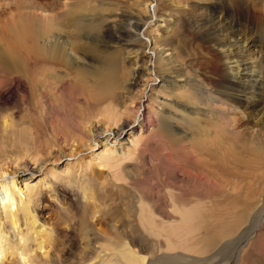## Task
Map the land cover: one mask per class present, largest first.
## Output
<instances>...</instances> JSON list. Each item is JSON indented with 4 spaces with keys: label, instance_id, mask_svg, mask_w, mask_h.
<instances>
[{
    "label": "bare ground",
    "instance_id": "bare-ground-1",
    "mask_svg": "<svg viewBox=\"0 0 264 264\" xmlns=\"http://www.w3.org/2000/svg\"><path fill=\"white\" fill-rule=\"evenodd\" d=\"M123 1L129 16L120 17L114 13L101 16V26L91 25L87 29L96 28L94 33L78 36L72 42L53 34L59 25L54 23L52 11L49 16L38 13L15 16L8 11L10 8L0 6V31L5 36L4 44L0 46V143L21 148L9 156L2 149L4 156L0 157V164L3 163V167L11 164L23 172H32L23 180V190L13 183L0 186V209H4L5 218H10L14 224L12 228L17 229V221L12 215L22 208L25 212L24 200L31 203L42 199L41 183L34 182V175L40 170L37 171V166L31 169V162L40 166L47 164L48 158L60 160L66 155L80 158L84 151L80 152L78 148L86 149L88 153L92 146L100 144L101 137L107 135L103 150L92 152L93 160L97 162L106 158L105 154L110 151L114 154L116 141L121 144L127 137L129 146L141 142V168L145 171V168L149 169L148 163L152 165L148 173L164 188L154 195L151 189L144 187L145 181L141 179L144 175L140 174L117 179L128 182L127 190L137 200V211L141 212L142 220L154 225L157 223L155 215L162 213L164 217H160L165 218L178 213L181 225L174 231L180 232L173 235L191 236L189 234L194 231L206 230L202 247V251L206 250V264L218 258L216 264H264V253L260 251L262 244L257 245L264 238V233H259L264 230V188L256 203L225 205L207 198L206 216L203 207L191 208L184 200L190 193L185 196V191L204 189L199 197L192 195L200 202L212 196L210 190L218 189L224 176H212L207 169L203 171L205 169L200 168L201 163L194 156L196 153L185 151L184 127L164 121L158 123L155 110L145 103L147 90H158V82L161 87L170 85L175 91L181 83L198 88L202 93L198 94L199 105H205L206 110L180 95L177 99L184 101H176L178 114H175L182 123L200 121L194 118L196 115L206 116V140H195L196 144H206L207 153H222L224 163L246 157L247 163H254V166L261 163L264 161V36H254L256 33L250 29L249 21L244 22L239 7L244 5V0ZM248 2L262 12L260 18L264 20V0ZM127 22L134 33L118 28ZM152 22L153 27L144 33L148 40L145 41L141 29ZM196 57H201L199 65L194 61ZM218 103L225 107L224 111L217 110L218 106L214 105ZM215 113L226 114L231 121L223 123L212 116ZM142 117L144 120L140 121ZM146 121L161 126L159 129L164 133L159 139L158 129L147 127ZM44 134L51 139L46 147L40 141ZM160 138L177 140L179 146ZM113 139L116 140L114 143ZM150 145H159L160 150L151 156L152 161L149 157L146 162L145 154ZM65 149L70 153L67 154ZM84 160L83 156L76 162L65 159V165L56 170L55 173L60 172L54 174V188L48 187L55 189V201L51 203L63 201L66 205L64 192L58 193L60 187H65L61 186L64 182L69 187L67 190H73L67 203L71 204L74 195L90 201L89 216L101 223L100 218H105L100 214L101 206L118 209L106 203L111 189L98 184L91 175L87 176L91 166ZM3 167L0 166V178L6 172ZM111 185L120 187L116 183ZM171 190H182L185 197L179 199L180 194ZM57 194L62 201H57ZM22 204V208H17ZM37 209L34 201L26 216L36 213ZM157 212L161 213L158 215ZM111 225L116 234L117 222L114 220ZM4 239L5 229H0V261L6 253ZM83 240L85 242L87 237ZM130 242L136 244V248L142 246L134 240ZM50 245L47 239L38 243L39 250H46L41 254L42 259L48 258L52 251ZM106 247L112 248L113 244L110 242ZM58 252L57 259L61 260L65 251L59 248ZM143 252L144 249L138 253L127 246L122 251V258L125 264H145ZM11 255L19 256L23 264H34L29 252L17 249Z\"/></svg>",
    "mask_w": 264,
    "mask_h": 264
},
{
    "label": "rangeland",
    "instance_id": "rangeland-1",
    "mask_svg": "<svg viewBox=\"0 0 264 264\" xmlns=\"http://www.w3.org/2000/svg\"><path fill=\"white\" fill-rule=\"evenodd\" d=\"M105 1V3L96 2L97 5L93 3L92 0L73 2H65L62 0H3L0 6L2 8H10L8 11H12L11 13H14L15 16L30 15L32 13L49 16L52 11L51 14L54 16L53 21L55 24L59 25V27L54 28L53 34L56 33L72 42V39H76L78 36L83 37L84 34H90V32L94 33L96 28L87 29L91 25L94 27L101 26V22H99L101 16L103 18L111 13H114L115 15L118 14L120 17H127L130 15L129 9L124 5L123 0ZM248 1L249 0H244V5L239 6L244 15V22L247 20L249 21L250 29L256 33L253 34L254 36L259 37L261 35L260 38H263L264 20L260 18V13L262 12H259L256 8H252ZM66 3L68 6H66ZM101 4L102 6H100ZM45 12H47V14H44ZM153 21L155 20L153 19ZM106 24L104 26H106ZM153 25L154 22L141 29L140 34L145 41L148 40L144 37V33L146 30L150 29V27H153ZM116 26L120 25L117 24ZM118 28H125L130 32H135L130 27L129 22ZM241 28L245 31L243 27ZM43 33L44 32L42 31V34ZM1 34L2 32L0 31V35ZM2 36H4V34H2ZM2 36L0 37V46H2L5 41V36ZM194 61L199 65L201 63V57H196ZM183 84L185 85L182 86ZM156 85L158 90H147L145 103L146 105L149 104V106L155 110V115L158 117L157 122H170L173 126L184 127V130L186 131L185 137H187L184 138L187 143L185 151L188 150L191 153H196L194 156L197 157L199 163H201L199 164L200 168L203 166L202 169H205L203 171H206L207 169L212 176L222 174L224 176L220 180V187L218 189L213 188L210 190L212 196L205 197L204 195V200L200 202H197L196 200L198 199L194 198L196 196L199 197V194L204 192V189L200 190V192L199 190H194V192L193 190H189L188 192L185 191L186 193L182 190L178 192L175 190L171 191L180 194L179 199H183L186 194L190 193V195L186 196L184 200L190 203L191 208L201 209V207H203L202 210L204 211V214L206 213L207 198H211L209 199L211 202L216 199L219 202H223L225 205L236 204L242 206L258 202L259 196L262 195V189L264 188V161L255 164L254 166V163H247L246 157L241 161L228 160L224 163L222 161V153H207L206 144L198 145L195 141L199 139L206 140V116L196 115L194 118L199 119L200 121H190L189 123H182L175 117V114H178L176 101L183 102L184 99L186 100V98H188L189 101L192 100L191 103L199 105L201 102H199L200 98L198 94H202L200 90L187 83H181V87H179L178 91L173 90L170 85H167L165 88L161 87L162 85L159 84V82ZM180 95L184 96V99H182L183 101L177 99ZM214 106H218L217 110L219 111H224L225 109V107L221 106L219 103ZM199 108L206 110L205 105H199ZM143 113H145V111H143ZM212 116L218 117L223 123L231 121V117L226 114L224 116L221 113H215L212 114ZM143 120L144 117L140 119V121ZM146 123L147 127L151 129L155 128L154 130L158 129L156 133H158L157 139H159V135L164 133L159 129L161 126H153V124L148 121H146ZM112 138H114V136H112ZM134 138L137 140V136ZM107 139V135L101 137L99 139L100 144L92 146V150L88 153L85 152L86 149L83 148H78V151H84L81 154L86 159L84 162L87 164L90 163V172H88L89 174L87 173V176L90 177L91 175L95 180H98V184H103L105 187L111 189L112 195L110 194L109 198L105 200H107V204L111 205V207H116L118 211L113 208H104L101 206L100 210H102V212L100 214H103L105 218H100L101 215L97 216V218H100L101 223H98V219L92 220L89 216V214H91V211H89L90 201L72 195L73 201L71 204H69V202L67 203V198L71 195V191L73 192V190H67L69 187L66 186L64 182H61V186L63 185L65 187H60L61 191L58 193L63 194L64 192L66 205L63 204V198H61L60 194H57V201L62 202L51 203V201H55V189L53 190L50 188V191L48 187L54 188L56 182L54 174H59L60 172L58 171V173H55L56 170L65 165L66 162L79 161L82 159L81 155L80 158H70V156L66 155L60 160L48 158V161L46 162L47 164L40 166L38 163L35 165L30 161V164H32L30 165L31 169L37 166V171L40 170L39 173H35L34 182L41 183L42 188L40 187L41 189L39 190L42 192V196L40 197L42 199H40V201L34 200L37 203L38 209L36 210V213H32L30 216H26V212H29L34 201H31L30 203L28 202L29 200H24V207L26 208L25 212L22 208L23 204L18 205L17 208L22 209L16 211V213L12 215L14 221H17V229L12 228L14 224L10 218H5L4 209H0V229H5V239L3 243L6 244L4 247L6 253L3 261H0L1 264H23L19 256L11 255V253L17 249L31 253L34 264H77L82 262L86 264H125V261L122 258V251L127 246L129 247V250L135 249L138 253L140 249H144L142 255L146 256L145 264H206V250L202 251L203 242L206 240V230L194 231V235H192L193 233L189 234L191 236H188V234L181 236L180 234H177V236L173 235V233L176 234L180 232L174 231L178 225H181V217L178 213L175 215L173 214L174 216L168 215L167 217L162 218L164 217L162 213L157 212L158 215L161 213L159 216L155 215L157 223L154 225L149 224L147 220H142L140 218L141 212L137 211L139 210V204L137 203V200L133 199L129 194L127 190L128 182H118L117 179L120 177H131L140 174L144 175L141 178L145 181L144 187L151 189L154 195L158 194L161 188L164 190L163 185L161 184L160 186L156 184L148 173L149 169L151 170L152 165L148 163L146 167H149V169L145 168V171L143 167L141 168L143 164L140 153L142 150L141 142L138 144L132 143V145L129 146L127 137L122 140L121 144H118V141L113 139L112 143L116 141V152L113 154L110 151L105 154L104 157L107 156L106 158H102L95 162L93 160L94 157L92 156V152H101ZM50 140L51 139L48 136H45V134L40 138L41 143L44 145L43 147L49 146ZM54 140L55 138L53 137L52 142H54ZM72 140L73 138L71 137L70 141ZM161 140L175 143L179 146L177 140ZM9 142L10 141H8V143ZM151 146L152 145L148 147V152L146 151L148 155L145 154L146 162L149 157V160L152 161L153 158H151V156L153 157V155L160 150L159 145ZM2 149H4L9 156L11 153L14 155L15 153H18L21 148L16 149L15 146L13 147L10 145L2 146V143H0V157L4 156ZM65 150L67 154L70 153L69 150ZM168 151H170V148H168ZM7 154L5 156H7ZM157 164L158 166L160 165L159 163ZM0 166L3 167V163L0 164ZM3 168L6 172H4L5 174L0 178V186L13 183L17 189L22 188L23 190L24 186L22 185V182L26 179L25 177L32 174V172H23V169L15 165L11 166V164L9 167L5 166ZM52 169L54 173H52ZM74 176L78 177V173H75ZM115 183L120 187H112L111 184ZM44 184L47 185L46 188ZM192 195H195V197ZM114 220L118 225V231L116 234L113 233L111 227L112 221ZM9 228H12V230H8ZM259 233H264V230ZM84 236L85 238L87 237L85 242L83 240ZM108 238H110L111 241H108ZM46 239L48 240V243H51L49 248H51L52 251L49 253L47 259H42L41 254L46 250H39L38 243H43ZM131 240H134L142 246L136 248V244L130 242ZM259 241L257 245L262 244L260 251L264 253V238ZM110 242L113 244V247H106ZM247 243H249V241H247ZM59 248L65 251L61 260L57 259L59 256ZM218 261L219 258L210 261L207 264H216ZM224 264H231V262ZM251 264L257 263L251 262Z\"/></svg>",
    "mask_w": 264,
    "mask_h": 264
}]
</instances>
